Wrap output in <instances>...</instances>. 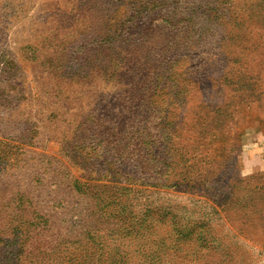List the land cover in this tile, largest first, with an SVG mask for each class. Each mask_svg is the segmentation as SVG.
Listing matches in <instances>:
<instances>
[{"label": "rangeland", "instance_id": "rangeland-1", "mask_svg": "<svg viewBox=\"0 0 264 264\" xmlns=\"http://www.w3.org/2000/svg\"><path fill=\"white\" fill-rule=\"evenodd\" d=\"M0 264H264V0H0Z\"/></svg>", "mask_w": 264, "mask_h": 264}]
</instances>
